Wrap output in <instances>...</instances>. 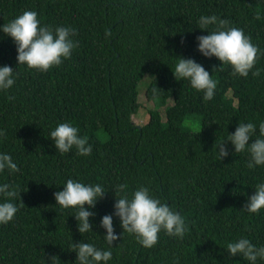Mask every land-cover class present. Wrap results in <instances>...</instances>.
<instances>
[{"label": "trees", "instance_id": "1", "mask_svg": "<svg viewBox=\"0 0 264 264\" xmlns=\"http://www.w3.org/2000/svg\"><path fill=\"white\" fill-rule=\"evenodd\" d=\"M24 10L37 11L53 29L72 27L78 44L70 58L41 72L17 66L16 45L0 31V65L17 73L14 86L0 91V152L19 168L0 172V183L16 189L13 202L19 206L13 221L0 225V264H50L51 256L58 257L56 264H79L73 250L81 241L111 248L108 264H248L239 254L231 256L226 245L241 236L264 245V209L243 211L256 184L264 182V166L248 168V154L233 153L229 141L230 154L221 161L213 146L239 122L264 120V54L246 78L233 75L229 64L213 72L221 62L197 50V37L208 34L197 20L215 14L242 28L264 53V0H0V25ZM179 56L213 74L212 100L206 102L187 80L175 79ZM143 85L147 102L141 104ZM145 107L148 122L135 123ZM190 116L201 120L202 131L185 128ZM62 122L88 136L90 155L57 152L48 137ZM67 179L104 187L91 209L93 231L81 234L76 209L56 204L54 193ZM121 183L128 185L129 197L143 185L179 211L187 224L183 238L161 231L158 242L146 248L134 234L123 233L113 216L120 238L108 245L100 220L114 212L113 188Z\"/></svg>", "mask_w": 264, "mask_h": 264}, {"label": "clouds", "instance_id": "2", "mask_svg": "<svg viewBox=\"0 0 264 264\" xmlns=\"http://www.w3.org/2000/svg\"><path fill=\"white\" fill-rule=\"evenodd\" d=\"M260 18L257 15V19ZM197 24L199 29L208 33L197 37V50L204 57H215L221 62L219 68L213 67V72L229 64L233 75L248 77L258 55L264 53L252 43L244 30L228 26L227 20L215 14L201 15ZM210 26H214L212 30H209ZM0 31L11 37L16 45L17 66L24 65L41 72L48 71L70 58L78 44L73 38L75 29L70 26H56L53 29L43 25L35 10H24L7 24L0 25ZM176 58L172 68L175 79L187 80L193 89L203 92V99L206 102L212 100L217 86V82L212 78L213 74L210 75L201 63L192 58L183 56ZM15 69L9 65H0V91H7L14 86L17 76ZM258 74V70L252 72V75ZM152 91L155 93L156 89ZM4 136L5 130L0 129V139ZM48 138L53 141L57 152L61 154L75 149L78 155L88 156L93 150L88 136L81 135L80 130L70 122L58 123L50 131ZM225 141L231 143L233 153L248 154V168L264 166V120H260L258 124L251 121L239 122L233 133H228L227 138L219 144L215 143L213 150L218 153L217 158L221 161L230 154ZM5 170L15 173L19 168L10 154L0 152V172ZM254 188L255 193L247 198L243 209L249 214H259L264 209V182L256 184ZM113 189L116 194L114 212L102 216L100 220V227L106 230L103 238L108 245L112 246L113 242L120 238L114 230L113 216L119 218L123 233L134 234L138 243L146 248H151L158 242L161 231L169 236L183 238L187 230L184 217L168 203L152 195L148 187L139 186L130 197L127 194V184H118ZM105 192L104 187L99 183H83L79 180L67 179L63 183V189L54 193V198L56 204L62 208L76 209V214L73 216L78 221V231L82 234L93 231L90 218L96 213L91 209L96 207ZM17 194L11 184L0 183V196L7 198L0 202V225L12 222L18 213L19 206L13 202ZM226 250L231 256L239 254L248 264H257L258 259H264V245L257 246L243 236L228 242ZM73 251L76 252V261L79 264H108L112 259L111 248L102 249L82 241L76 243ZM57 258L51 256L50 264H56Z\"/></svg>", "mask_w": 264, "mask_h": 264}, {"label": "rangeland", "instance_id": "3", "mask_svg": "<svg viewBox=\"0 0 264 264\" xmlns=\"http://www.w3.org/2000/svg\"><path fill=\"white\" fill-rule=\"evenodd\" d=\"M139 101H140L141 104L147 102V98H146V94H145V85H143L141 90H140ZM168 104L172 105L173 101L169 100ZM147 108L146 107L145 108H141V111L139 112V115L136 116V118H135V123L142 125V124H146L148 122L149 114H148V109ZM149 109H150V107H149ZM161 112H162V115L164 117V120H166V118H165L166 117L165 116V108L164 107H162ZM184 126H185L186 129H188V130H190L192 132H198V131L201 130V120L198 117L196 118V117L190 116V117H188L185 120Z\"/></svg>", "mask_w": 264, "mask_h": 264}]
</instances>
